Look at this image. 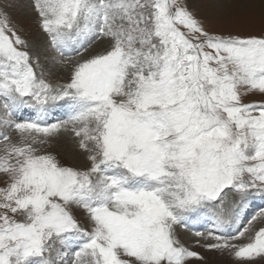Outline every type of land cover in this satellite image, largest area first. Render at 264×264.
<instances>
[{"label": "snow or ice", "instance_id": "obj_1", "mask_svg": "<svg viewBox=\"0 0 264 264\" xmlns=\"http://www.w3.org/2000/svg\"><path fill=\"white\" fill-rule=\"evenodd\" d=\"M202 2L0 0V264H207L178 229L264 264V0H216L247 35ZM64 133L80 167L48 151Z\"/></svg>", "mask_w": 264, "mask_h": 264}, {"label": "rangeland", "instance_id": "obj_2", "mask_svg": "<svg viewBox=\"0 0 264 264\" xmlns=\"http://www.w3.org/2000/svg\"><path fill=\"white\" fill-rule=\"evenodd\" d=\"M13 19L24 26L26 29L22 35L29 40H34L37 43L43 45L47 37L39 30L35 23V14L28 12L27 9L12 10ZM198 15L203 17L210 27V30L219 33H227L229 31H239L242 35H247L248 32L240 28L233 27V23L237 16L243 15V9L228 5L218 7L216 0H203L198 10ZM255 33L258 34L259 28L257 27ZM102 48V42L97 43L92 51H99ZM89 53H86L87 56ZM53 54L46 52L41 56V63L46 70V76L50 81H57L60 79H67V74L60 71L59 67L51 69L50 59ZM251 100L259 101L262 98L259 96H250ZM59 114L58 112L56 113ZM65 148V149H64ZM48 151L55 154L62 164L73 167H80L81 162L84 159V155L78 148L76 141L73 139L71 133H64L53 141ZM85 214L81 211L78 214V218L81 219L82 225L85 228L89 227V222L84 220ZM203 230V229H201ZM178 235L185 246L190 247L192 250L199 252L206 259L207 264H234L231 257L222 255L216 252L205 251L203 248L196 247V241L198 238L194 237L190 231L184 229H178ZM203 242V241H201ZM191 264H202L201 261L193 260Z\"/></svg>", "mask_w": 264, "mask_h": 264}, {"label": "bare ground", "instance_id": "obj_3", "mask_svg": "<svg viewBox=\"0 0 264 264\" xmlns=\"http://www.w3.org/2000/svg\"><path fill=\"white\" fill-rule=\"evenodd\" d=\"M65 149V148H64Z\"/></svg>", "mask_w": 264, "mask_h": 264}]
</instances>
